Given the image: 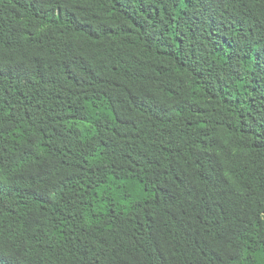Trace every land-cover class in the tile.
I'll return each instance as SVG.
<instances>
[{
  "label": "trees",
  "instance_id": "trees-1",
  "mask_svg": "<svg viewBox=\"0 0 264 264\" xmlns=\"http://www.w3.org/2000/svg\"><path fill=\"white\" fill-rule=\"evenodd\" d=\"M0 264H264V0H0Z\"/></svg>",
  "mask_w": 264,
  "mask_h": 264
}]
</instances>
